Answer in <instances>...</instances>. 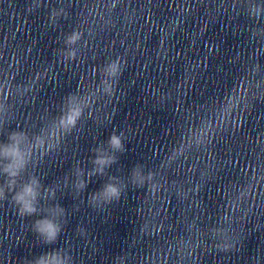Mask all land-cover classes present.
I'll return each mask as SVG.
<instances>
[{
    "label": "clouds",
    "instance_id": "clouds-1",
    "mask_svg": "<svg viewBox=\"0 0 264 264\" xmlns=\"http://www.w3.org/2000/svg\"><path fill=\"white\" fill-rule=\"evenodd\" d=\"M247 2L246 11L249 18L257 21L264 18V4L255 3L253 0ZM56 16L57 13L53 10V22ZM258 35L264 36V28L256 27L251 31V38L255 39ZM80 39L81 33L77 30L66 35L65 59L76 58L77 50L74 46ZM122 72L123 67L119 57L109 61L102 69L103 79L98 90L104 95L112 96ZM7 106L6 102L0 103V114L4 117L2 133L6 132V140L0 142V177L4 178L3 183H0V201H10L21 218L41 217L31 224V231L45 245L55 244L63 231L62 219L66 215V209L59 203L49 204L48 201L55 200L57 188L45 187L38 175L29 172L30 167H35L37 152H44L46 149V145L42 143L44 130L31 136L23 129L9 130L12 119ZM87 107L88 103L84 98L71 93L67 96L59 116L54 117L52 123L67 135L76 129ZM125 139L124 132L113 131L107 141L101 142L91 150L93 153L90 159L91 168L85 169L80 166L79 161L77 162L74 169L75 181L72 184L76 195L85 191L92 177L107 175V170L117 163L116 154L126 151ZM152 180L153 174L144 173L141 165L133 167L127 181L119 176L108 175L101 188L88 195V203L92 208L103 211L107 205L121 200L129 184L141 188L146 183L150 184ZM68 182L69 177L65 176V187L68 186ZM25 264H73V258L68 251L58 248L41 254L33 260L25 261Z\"/></svg>",
    "mask_w": 264,
    "mask_h": 264
}]
</instances>
